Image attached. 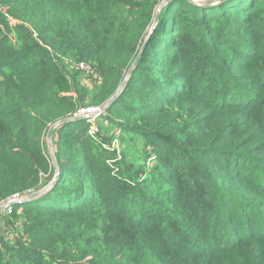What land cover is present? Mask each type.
I'll list each match as a JSON object with an SVG mask.
<instances>
[{"label":"trees","instance_id":"trees-1","mask_svg":"<svg viewBox=\"0 0 264 264\" xmlns=\"http://www.w3.org/2000/svg\"><path fill=\"white\" fill-rule=\"evenodd\" d=\"M162 2L0 0V206L52 182L47 131L104 108ZM95 122L54 129L0 264H264V0L167 3Z\"/></svg>","mask_w":264,"mask_h":264},{"label":"water","instance_id":"water-1","mask_svg":"<svg viewBox=\"0 0 264 264\" xmlns=\"http://www.w3.org/2000/svg\"><path fill=\"white\" fill-rule=\"evenodd\" d=\"M191 2H195L197 4H203V5H212V4H217V3H221V2H224L226 0H214V1H199V0H190ZM166 1L162 2L161 5L159 6L158 10L156 11V15H155V18L153 20V24H152V27H151V30L149 31L148 34H150L153 29L155 28L156 26V23H157V20L159 18V9L162 5L165 4ZM145 41L140 49V52L138 53L137 57L135 58L134 60V63L132 64L131 68L129 69V71L127 72L126 74V77L125 79L123 80V82L121 83L120 87L118 88V90L116 91V93L114 94V96L107 102V104L104 106L103 109H106L107 107H109L114 101L115 99L117 98V96L121 93V91L123 90L124 86H125V83H126V80L127 78L129 77V75L131 74L132 72V69L133 67L135 66V64L138 62V60L140 59L141 55H142V49L144 48L145 46ZM82 120L84 118H78V119H65V120H62V121H59V122H56L55 124H53L49 130L47 131V140L50 142V158L54 164V167L56 169L55 171V178L52 180V182L50 184H48L47 186H45L44 188H42L41 190L37 191V192H33L31 194H28V195H25L22 197L21 201L20 202H25V201H30L40 195H42L43 193H45V191L49 190L53 185L54 183L56 182L57 180V176L59 175V170L57 168V165L55 163V159H54V154H53V143H52V134H53V131L54 129L58 126V125H61L65 122H69V121H72V120ZM4 210V206H0V212H2Z\"/></svg>","mask_w":264,"mask_h":264},{"label":"rangeland","instance_id":"rangeland-1","mask_svg":"<svg viewBox=\"0 0 264 264\" xmlns=\"http://www.w3.org/2000/svg\"><path fill=\"white\" fill-rule=\"evenodd\" d=\"M164 1H166L165 2V4L164 5H162L161 7H160V9H159V11L167 4V3H169V2H171L172 0H164ZM152 33V32H151ZM150 33V34H151ZM150 34H148L147 36H146V38H145V42L147 43V41H148V39H149V37H150ZM145 43V44H146ZM145 47V46H144ZM143 51H142V54L144 53V48L142 49ZM163 50H164V45H162L161 46V49H160V51H157L156 53H155V56H158L159 54H160V52L162 53L163 52ZM140 52V51H139ZM103 113V111H101V113L100 114H102ZM100 114H98V115H100ZM96 116V115H95ZM95 116H91V117H89V118H87V119H91V118H95ZM97 119H98V117H96ZM95 118V119H96ZM87 119H84L85 120V122H86V125H87V128H88V135L93 139V140H95V133H96V131H97V128H98V126L96 125V122H93V124L90 122V121H87ZM100 122H102V121H100ZM99 122V123H100ZM98 131H99V129H98ZM98 134V133H97ZM100 134H105V135H107V129H103L101 132H100ZM46 140H47V137H46ZM131 144V142L130 141H125V143L124 142H121L119 139H118V132L117 131H115L114 133H113V136H112V141H111V147H110V149H109V151L110 152H113L114 150H117V152L118 151H120V149H122V148H124V150H126L128 153H132L133 151H134V149H135V147H133L132 146V144ZM107 146V145H106ZM127 148V149H126ZM140 148V147H139ZM47 149H48V153H50V142L47 140ZM141 149V148H140ZM49 156H50V154H49ZM151 156V155H150ZM150 160H151V158L150 157H148L147 158V160H146V164H148L149 162H150ZM139 162H143V159H139ZM42 188H44V187H42ZM41 188V189H42ZM41 189H39V190H41Z\"/></svg>","mask_w":264,"mask_h":264},{"label":"built area","instance_id":"built-area-1","mask_svg":"<svg viewBox=\"0 0 264 264\" xmlns=\"http://www.w3.org/2000/svg\"><path fill=\"white\" fill-rule=\"evenodd\" d=\"M79 67H80L81 70H83V69L87 70V68L84 65H82V64H80ZM101 111H103V109L93 108V107L81 108V109L77 110L73 114L72 118H74V119H78V118L87 119V118H89L91 116H95V115H96L95 116V118H96V117L99 116L98 114H100ZM95 118L93 117L91 119H87V121H90L93 124V122H95L96 119H97V118L96 119ZM21 199H22V197H20V195L15 194V195H12V197L10 199H8L7 201H5L2 204L4 206V210L3 211L6 213V215H10L11 214L12 205L15 202L21 201Z\"/></svg>","mask_w":264,"mask_h":264}]
</instances>
